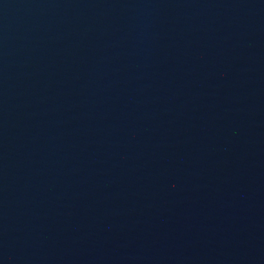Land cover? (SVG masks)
Masks as SVG:
<instances>
[{
	"label": "water",
	"instance_id": "water-1",
	"mask_svg": "<svg viewBox=\"0 0 264 264\" xmlns=\"http://www.w3.org/2000/svg\"><path fill=\"white\" fill-rule=\"evenodd\" d=\"M0 264H264V0H0Z\"/></svg>",
	"mask_w": 264,
	"mask_h": 264
}]
</instances>
